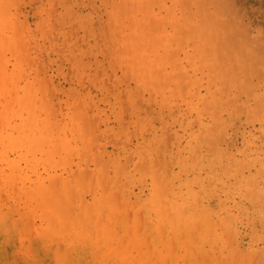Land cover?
I'll return each instance as SVG.
<instances>
[{"label":"clouds","instance_id":"1","mask_svg":"<svg viewBox=\"0 0 264 264\" xmlns=\"http://www.w3.org/2000/svg\"><path fill=\"white\" fill-rule=\"evenodd\" d=\"M0 264H264V0H0Z\"/></svg>","mask_w":264,"mask_h":264}]
</instances>
